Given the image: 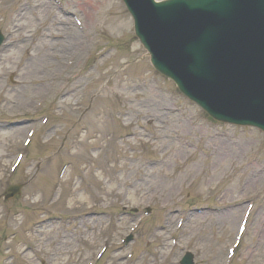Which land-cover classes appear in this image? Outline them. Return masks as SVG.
<instances>
[{"label": "rangeland", "instance_id": "1", "mask_svg": "<svg viewBox=\"0 0 264 264\" xmlns=\"http://www.w3.org/2000/svg\"><path fill=\"white\" fill-rule=\"evenodd\" d=\"M129 23L120 0H0L6 37L0 47V194L26 183L15 201L0 200L1 254L21 253L13 264H36V258L73 264L78 256L84 262V232L95 223L102 229L98 238L111 244L103 264H131L128 251L141 256L135 264H174L184 252L195 264H224L239 215L253 201L250 227L231 264H264V186H244L252 167L264 170V136L209 121L153 70ZM71 34L76 40L68 45ZM37 100L42 106L35 111ZM25 112L35 118L33 126L23 120ZM42 117L49 122L41 125ZM34 126L27 155L10 175ZM159 133L167 141L161 154L151 145ZM226 136L241 142L236 163L212 169L213 140ZM159 160L168 163L159 168ZM63 163L67 174L51 190ZM49 211L73 223H47ZM89 212L74 231V219ZM126 212L133 218L121 215ZM137 220L136 240L118 250Z\"/></svg>", "mask_w": 264, "mask_h": 264}, {"label": "water", "instance_id": "2", "mask_svg": "<svg viewBox=\"0 0 264 264\" xmlns=\"http://www.w3.org/2000/svg\"><path fill=\"white\" fill-rule=\"evenodd\" d=\"M123 1L156 70L215 119L264 130V0Z\"/></svg>", "mask_w": 264, "mask_h": 264}, {"label": "bare ground", "instance_id": "3", "mask_svg": "<svg viewBox=\"0 0 264 264\" xmlns=\"http://www.w3.org/2000/svg\"><path fill=\"white\" fill-rule=\"evenodd\" d=\"M137 3H140V1H137ZM19 16H21V14L17 15L16 17L18 18ZM56 18H59L64 23L66 22V19L60 17H56ZM64 23L62 24L64 25ZM168 28L174 31L176 35L180 33V30L177 27H174L170 24H168ZM75 40H76V34H71V38H68L67 44L70 45ZM155 139L156 141L152 142L151 145L154 147V150L156 149L159 152V154H161L162 148L167 143V141L165 140V136L162 133H159L158 137H156ZM223 141L224 142L221 143V140H213V142L215 143V148H214L215 153L210 163L212 169H214L216 166L220 164L227 163L228 161L230 165L236 163L235 158L239 155L241 142H238L236 140L235 141L231 140L228 136L224 137ZM167 163L168 161L159 160L154 164L159 166V168H162L163 166H166ZM190 167L193 168V165H191ZM253 169L256 168L252 167V172L247 175L248 176L247 178H245L244 186L246 187H255L258 185V183L264 184V174H261V172H256V171L253 172ZM231 217L233 218L234 221V216L231 215Z\"/></svg>", "mask_w": 264, "mask_h": 264}]
</instances>
